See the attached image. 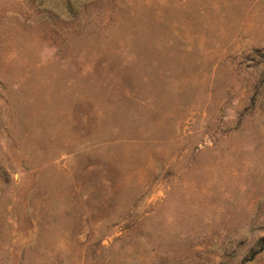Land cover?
Returning <instances> with one entry per match:
<instances>
[{
	"label": "rangeland",
	"instance_id": "rangeland-1",
	"mask_svg": "<svg viewBox=\"0 0 264 264\" xmlns=\"http://www.w3.org/2000/svg\"><path fill=\"white\" fill-rule=\"evenodd\" d=\"M0 264H264V0H0Z\"/></svg>",
	"mask_w": 264,
	"mask_h": 264
}]
</instances>
